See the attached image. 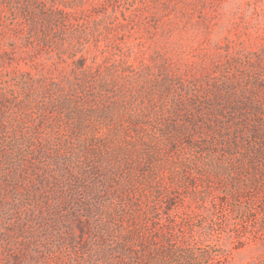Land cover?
Segmentation results:
<instances>
[{
	"label": "rangeland",
	"instance_id": "1",
	"mask_svg": "<svg viewBox=\"0 0 264 264\" xmlns=\"http://www.w3.org/2000/svg\"><path fill=\"white\" fill-rule=\"evenodd\" d=\"M261 143L264 0H0V264H264Z\"/></svg>",
	"mask_w": 264,
	"mask_h": 264
},
{
	"label": "trees",
	"instance_id": "2",
	"mask_svg": "<svg viewBox=\"0 0 264 264\" xmlns=\"http://www.w3.org/2000/svg\"><path fill=\"white\" fill-rule=\"evenodd\" d=\"M257 138V137H255ZM259 138V137H258ZM264 145L261 143V146L258 147L257 153L260 158L264 161ZM25 198H21L20 194L14 188H9L7 191L0 193V225H2L4 231V238H0V247L2 243L10 242V240H14L17 242L20 238H23V232L16 233L15 226H23L26 222L24 218V214H22L21 206L25 203ZM14 219L15 222L10 223L9 221ZM7 224L8 227H3V225ZM13 228L14 230H11Z\"/></svg>",
	"mask_w": 264,
	"mask_h": 264
}]
</instances>
